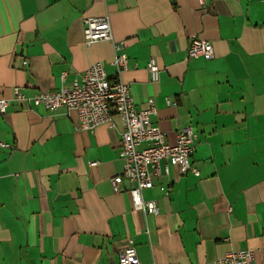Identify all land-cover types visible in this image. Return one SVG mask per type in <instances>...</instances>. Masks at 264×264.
I'll use <instances>...</instances> for the list:
<instances>
[{"label": "crops", "instance_id": "1", "mask_svg": "<svg viewBox=\"0 0 264 264\" xmlns=\"http://www.w3.org/2000/svg\"><path fill=\"white\" fill-rule=\"evenodd\" d=\"M103 15L113 40L85 45L84 18ZM192 36L211 57H187ZM113 41L124 43L121 71ZM97 61L129 85L136 108L152 98L149 121L168 143L180 128L194 134L199 175L162 161L167 173L142 190L155 215L132 206L116 113L88 131L75 111L12 98L13 87L31 96L70 86ZM0 98V264H114L129 240L141 264L239 249L264 264V0H0Z\"/></svg>", "mask_w": 264, "mask_h": 264}, {"label": "built area", "instance_id": "2", "mask_svg": "<svg viewBox=\"0 0 264 264\" xmlns=\"http://www.w3.org/2000/svg\"><path fill=\"white\" fill-rule=\"evenodd\" d=\"M203 5L205 0H198ZM83 41L90 45L97 41L113 40L111 24L108 15L86 17L83 20ZM123 41H113L114 58L112 65L117 71L127 67V55L122 51ZM202 54L212 56V46L209 42L197 36H192L188 47L187 57ZM148 68L157 71L151 58ZM64 74L61 75V82ZM12 98L24 102L28 106H42L47 111H54L63 107L66 112L75 111L80 129L93 131L96 126L112 124V113H116L122 124L120 131L119 158L122 161L121 175L133 182L129 194L134 209L147 215L158 213L155 199L142 196V190L153 184L152 175L167 173L166 164L161 168L162 161H172L179 165L180 171L199 175L191 165L190 153L193 149L194 134L190 127H183L176 131L174 143H168L165 135L149 121L154 113L152 98L148 99V107H135L127 83L120 80H110L101 62L97 61L87 67L73 80L70 86L61 85L58 89L46 92H36L31 96L23 94L19 87H13ZM166 102L170 101L166 99ZM8 99L0 98V114L6 111ZM0 146H7L0 142ZM91 162L90 165H95ZM114 178L111 183L114 185ZM167 192V186H160ZM254 252L250 249H239L225 253L222 257L199 264H254ZM114 264H141L135 246L131 240L119 250Z\"/></svg>", "mask_w": 264, "mask_h": 264}]
</instances>
